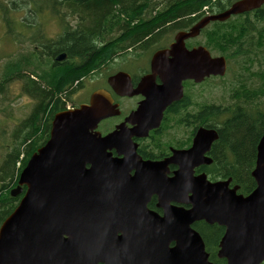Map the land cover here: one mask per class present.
I'll use <instances>...</instances> for the list:
<instances>
[{"label": "water", "instance_id": "obj_1", "mask_svg": "<svg viewBox=\"0 0 264 264\" xmlns=\"http://www.w3.org/2000/svg\"><path fill=\"white\" fill-rule=\"evenodd\" d=\"M263 4L264 0H238L180 32L173 48L183 51L185 39L212 21H225ZM65 57L62 53L57 60ZM175 66L170 82L176 80ZM226 69V58L213 57L206 47L186 50L185 78L200 82L206 76H223ZM123 80L129 77L119 73L109 82L115 89ZM161 95V90L155 91L150 104ZM164 108L147 129L160 125ZM119 112L109 92L97 89L90 103L55 114L49 140L33 153L11 191L16 196L27 188L0 227V264H214L193 227L201 220L225 227L217 256L227 264H262L264 133L252 171L257 185L244 195L239 185L230 187L231 178L211 181L206 173L195 174L196 167L213 162L208 152L219 138L216 129L199 128L190 148L174 149L163 161L135 162L136 145L133 151L124 149L122 126L106 135L97 130L101 120ZM114 148L125 156L113 157ZM170 163L178 165L173 176L167 174ZM148 188L159 196L162 215L147 208L149 197L144 202L137 198V191L146 195ZM133 206L139 208L133 212Z\"/></svg>", "mask_w": 264, "mask_h": 264}, {"label": "trees", "instance_id": "obj_2", "mask_svg": "<svg viewBox=\"0 0 264 264\" xmlns=\"http://www.w3.org/2000/svg\"><path fill=\"white\" fill-rule=\"evenodd\" d=\"M236 1L30 0L34 3L31 16H39L41 10L50 7L53 13L59 12L61 23L78 24L75 28L67 25L66 32L54 42L45 36L44 51L34 45L29 53L9 57L0 65V94L7 92L13 81H21L23 92L36 101L31 115L23 123L27 133L21 145L26 144L25 151L15 146L4 157L0 173V225L21 199L13 197L10 191L7 194L2 192L9 185V180H3V174L13 170L11 177L16 175L18 180L30 156L47 141V138H40L37 121L41 127L42 119L52 109L55 108V112L63 109L66 104L64 98L99 74L94 76L93 71L105 66L121 49L141 41L143 44L155 42L167 32L183 28L178 24H162L197 23L207 13H221ZM7 24L15 29L19 25ZM157 28L161 31H155ZM207 38L208 47L214 48L228 61V71L222 79L228 76L231 66L236 63L237 84L240 85L233 91L234 101L227 105L208 103L198 117L202 125L219 132V139L210 152L214 162L202 171L212 179L231 177L233 183L240 185V192L247 195L256 187L252 170L258 143L264 133V5L253 12L232 16L225 22H212L208 26ZM63 52L67 53V59L52 64ZM255 63L260 65L253 67ZM247 80L261 83L247 89L244 87ZM19 161L21 167L17 169ZM194 227L202 235L214 264H226L217 256L225 228L205 221L197 222Z\"/></svg>", "mask_w": 264, "mask_h": 264}, {"label": "flooded vegetation", "instance_id": "obj_3", "mask_svg": "<svg viewBox=\"0 0 264 264\" xmlns=\"http://www.w3.org/2000/svg\"><path fill=\"white\" fill-rule=\"evenodd\" d=\"M170 24L182 25L183 28L169 31L165 34L166 36L155 42L143 44L141 41V43H137L127 49H121L115 53L112 60L105 63V66L93 71L95 76L97 73L106 69V76L99 74L93 79H90V82L96 83L93 91L97 89L107 90L111 96L112 104L117 105L120 111L117 114H112L104 118L99 123L98 130L102 135H106L115 131L119 126H122L123 140H127L124 149L133 151L134 144L136 145L138 156L133 157L135 162L139 160L152 162L163 161L173 154L174 149H188L193 143L197 130L201 127H207L200 123L198 117L203 112V109L208 106L205 92L209 78L205 77L200 82L185 78L183 76L185 72L182 73V68L186 63V50L191 51L200 46L208 47V26L203 27L194 37L185 39L184 49L183 51H179L178 46L173 48L177 42L176 36L180 32L189 31L197 23H164L162 25ZM158 29L155 31H161ZM148 38H144V40ZM61 62H58L56 59L53 64ZM173 64L178 65L175 66L176 80L170 82V73ZM154 65L157 67L156 70H154ZM119 73L127 75L129 81H120L114 89L109 80ZM181 76L183 77L179 81L177 78ZM198 87L202 88V102H196V95L193 94V89ZM157 90L162 91L161 99L150 104L153 100V94ZM91 93L87 99L77 106L89 103ZM164 105L165 108L162 111L160 125L150 130L147 129L148 125L154 123L155 118L160 115ZM77 106L75 105V107ZM142 108H146V119L142 118ZM48 117L49 115H46L41 121V133L46 128L45 123ZM205 119L206 117L204 115ZM143 122H147V124L144 126ZM39 123L38 121L36 122L37 125ZM173 129H178V132H170ZM21 134L25 135L26 133L23 131ZM111 152L113 157L125 156V153L119 155L115 148ZM207 166V164L202 163L196 167L195 173H202V169H205ZM168 169V176H173L174 172L178 169V165L170 163ZM135 174L136 169L134 168L130 171V175L135 176ZM152 191V188H148L146 195L144 190L141 192L137 191V198L141 202H144L149 197L147 208L150 211L162 215L163 209L159 207V196L155 192L152 193ZM22 193L23 191L15 197H19ZM176 203V201H172L173 205H176ZM185 207L188 208V206ZM131 208L134 212L139 207L133 206Z\"/></svg>", "mask_w": 264, "mask_h": 264}, {"label": "rangeland", "instance_id": "obj_4", "mask_svg": "<svg viewBox=\"0 0 264 264\" xmlns=\"http://www.w3.org/2000/svg\"><path fill=\"white\" fill-rule=\"evenodd\" d=\"M16 2L17 5L14 6ZM33 4L30 0H0V65L9 57L16 58L19 55L29 53L34 45L39 46L44 51L45 36L46 38L56 39L62 31L63 34L66 32L67 25L75 28L78 24L61 23L58 18L59 15L50 11V7L45 8L44 11L41 10L39 16L33 15V18L30 12ZM7 23H18L19 25L15 29L14 27H8ZM212 50L215 54H218L214 48ZM258 65L260 64L255 63L253 67H258ZM236 71H238V67L235 63L231 66L228 76L224 80L222 77H212L208 80L205 94L209 104L227 105L235 100L232 94L234 89L240 85L237 84ZM99 74L106 76V69ZM260 83V81L250 82L247 80L244 87L249 89L253 86H259ZM95 85V82L85 81L80 89L65 97V103L71 105L81 103L90 95ZM201 91L202 88L200 87L193 89L196 102L203 101ZM35 103L34 98L23 92L21 81H13L7 92L0 94V173L3 169L4 157L15 146H20L22 151H25L26 144L21 145V140L25 138L26 134L22 135L21 132L27 133L23 123L31 115ZM45 124L46 128L42 133H39L40 138H47L48 121ZM170 132L176 133L178 129H173ZM12 172L13 170L9 174L7 172L3 174V180H9L8 188L2 190L5 194L9 193L10 189L15 188L18 182L16 172H14L15 176L13 178L11 177ZM10 178L12 179L10 180ZM1 182L0 179V185Z\"/></svg>", "mask_w": 264, "mask_h": 264}, {"label": "bare ground", "instance_id": "obj_5", "mask_svg": "<svg viewBox=\"0 0 264 264\" xmlns=\"http://www.w3.org/2000/svg\"><path fill=\"white\" fill-rule=\"evenodd\" d=\"M215 5H216V4H215ZM58 9H59V8H58ZM58 13H59V12H58ZM58 13H57V14H58ZM233 22H234V21H233ZM219 28H220V27H219ZM262 31H263V30H262ZM261 75H262V74H261ZM24 76H25V75H24ZM157 81H158V80H157ZM238 94H239V93H238ZM184 96H185V95H184ZM186 102H187V101H186ZM258 115H259V114H258ZM148 158H149V157H148ZM20 167H21V166H20ZM224 175H225V174H224ZM224 177H225V176H224ZM0 217H1V216H0Z\"/></svg>", "mask_w": 264, "mask_h": 264}]
</instances>
